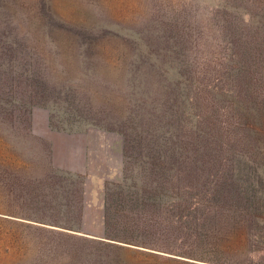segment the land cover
I'll use <instances>...</instances> for the list:
<instances>
[{
	"label": "trees",
	"instance_id": "trees-1",
	"mask_svg": "<svg viewBox=\"0 0 264 264\" xmlns=\"http://www.w3.org/2000/svg\"><path fill=\"white\" fill-rule=\"evenodd\" d=\"M191 6L197 16L159 10L111 35L125 44V78L98 87H114L117 108L93 102L94 80L42 77L31 34L0 28V112L55 115L63 103L70 123L122 139L121 180H104L100 192V235L84 232L82 182L26 194L33 234L65 264H264V0ZM28 124L23 137L33 135Z\"/></svg>",
	"mask_w": 264,
	"mask_h": 264
},
{
	"label": "rangeland",
	"instance_id": "rangeland-1",
	"mask_svg": "<svg viewBox=\"0 0 264 264\" xmlns=\"http://www.w3.org/2000/svg\"><path fill=\"white\" fill-rule=\"evenodd\" d=\"M193 3L194 0H0V28H16L18 37L26 32L27 35L31 34L32 44L27 41L26 44L33 47L37 56L36 62L42 69V77H58L60 82L67 79L76 81L74 79L80 78L94 80L95 84L90 81L93 102L99 105L110 103L117 108L120 96L117 92H111L114 87H98L103 83L113 86L111 84L119 81L120 84L125 78V44L121 39L111 38V35L118 34L121 37L128 34L130 29L142 28L152 13L159 10L171 17L184 8L190 9L197 16L191 6ZM51 24L55 27L53 30L50 28ZM60 26L63 27L58 28ZM73 32L82 36L84 33L89 39L85 41L81 35L73 36ZM43 33L49 36L42 39ZM78 49L83 53L78 52ZM79 53H82L83 58H77ZM170 73L177 77L175 68ZM72 87L74 89L75 85ZM0 109H4L2 105ZM8 109L5 107V110ZM65 112L66 106L63 103L55 115L48 108L42 107L30 108L29 115L16 110L9 117L0 112L2 145L8 146L10 143L12 146V143L15 144L12 138L25 136L24 129L29 122V130L33 131V135L48 133V121L52 119L53 125L59 128L57 130L75 132L76 134H70L76 139L72 146L82 148L84 144L89 151L94 152L97 171L103 175L109 171L111 176L106 180L118 183L123 168L121 137L113 132L84 127L78 123L72 124ZM20 114L22 120L25 119L23 122L19 121ZM27 184H6L1 201V210L5 215L13 214L24 219L35 217L33 202L26 196L34 186ZM87 202L91 203L87 209L84 232L92 236L100 235V193L99 200ZM47 248H50L48 240L33 234L27 223L20 225L0 217V264L66 263V255L51 256ZM130 260V264H140L139 260Z\"/></svg>",
	"mask_w": 264,
	"mask_h": 264
},
{
	"label": "crops",
	"instance_id": "crops-1",
	"mask_svg": "<svg viewBox=\"0 0 264 264\" xmlns=\"http://www.w3.org/2000/svg\"><path fill=\"white\" fill-rule=\"evenodd\" d=\"M33 133V131H32ZM15 144L2 145L0 136V217L14 222L37 224L34 219H24L2 212L1 201L6 184L21 182L42 187L49 195L54 189L58 193L69 189L70 183L82 182L83 200H99L104 180L111 173L100 174L97 171L95 154L85 147L74 148L73 135L55 134L48 129L43 135L12 138ZM78 143V142H77ZM49 197V196H47Z\"/></svg>",
	"mask_w": 264,
	"mask_h": 264
}]
</instances>
